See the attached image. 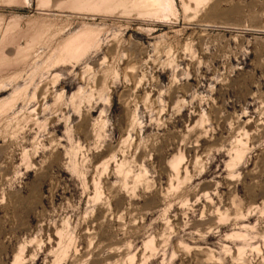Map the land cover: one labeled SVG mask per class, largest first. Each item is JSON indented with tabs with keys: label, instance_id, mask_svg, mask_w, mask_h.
Returning <instances> with one entry per match:
<instances>
[{
	"label": "rangeland",
	"instance_id": "obj_1",
	"mask_svg": "<svg viewBox=\"0 0 264 264\" xmlns=\"http://www.w3.org/2000/svg\"><path fill=\"white\" fill-rule=\"evenodd\" d=\"M88 1L0 0V264H264V0Z\"/></svg>",
	"mask_w": 264,
	"mask_h": 264
},
{
	"label": "bare ground",
	"instance_id": "obj_2",
	"mask_svg": "<svg viewBox=\"0 0 264 264\" xmlns=\"http://www.w3.org/2000/svg\"><path fill=\"white\" fill-rule=\"evenodd\" d=\"M84 1V0H83ZM86 1V0H85ZM91 0H89L88 1V3L90 2ZM94 1V0H93ZM106 1V0H105ZM109 2L111 1V0H108ZM113 1H115V0H113ZM117 1H119L118 2V4L119 3H121V6H123V5H125L126 6V4L125 3H127V2H129L128 4H130V2L131 3H133L132 5H135L137 8H140V7H148V8H152V10L151 9H149V10H151V11H153V12H157L158 14L159 13H161V12H163V11H165L166 9H167V6H168V4H167V0H117ZM200 1H202V0H196V2H200ZM99 2V1H98ZM98 4V3H97ZM105 4H107V2L105 3ZM127 4V5H128ZM100 5V4H99ZM112 5V4H111ZM120 6V5H119ZM134 6V7H135ZM102 7V6H101ZM104 7V6H103ZM108 7V6H107ZM124 7V6H123ZM131 7V6H130ZM133 7V6H132ZM135 7V8H136ZM169 7V6H168ZM99 8V7H98ZM147 8V9H148ZM144 9V8H143ZM149 12V11H148ZM153 12H151L150 14L152 15V14H154L155 15V13H153Z\"/></svg>",
	"mask_w": 264,
	"mask_h": 264
}]
</instances>
